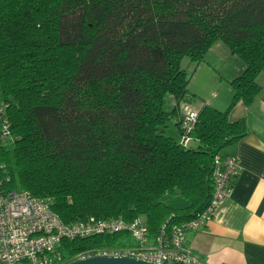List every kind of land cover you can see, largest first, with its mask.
<instances>
[{
	"label": "trees",
	"instance_id": "16d2710c",
	"mask_svg": "<svg viewBox=\"0 0 264 264\" xmlns=\"http://www.w3.org/2000/svg\"><path fill=\"white\" fill-rule=\"evenodd\" d=\"M218 42L247 68L227 110L202 107L185 147L181 106L198 97L183 61L202 63ZM263 72L264 0H0V102L17 138L0 143V178L68 224L145 218L154 239L210 204L216 155L250 133L230 115L255 102ZM173 119L178 140L165 132ZM177 194L188 207L162 201ZM138 247L128 231L67 239L60 264Z\"/></svg>",
	"mask_w": 264,
	"mask_h": 264
},
{
	"label": "built area",
	"instance_id": "2783aa9c",
	"mask_svg": "<svg viewBox=\"0 0 264 264\" xmlns=\"http://www.w3.org/2000/svg\"><path fill=\"white\" fill-rule=\"evenodd\" d=\"M9 104L0 102V143L11 145L16 137L8 117ZM181 145L192 141L199 111L183 103ZM1 168V167H0ZM236 156L216 155L214 159V191L208 207L182 224L164 223L156 238L152 239L148 226L141 218L126 222L123 218L100 219L90 217L68 224L53 210L52 202L29 191L11 189V177L0 178V264H60V247L64 240H75L97 235H112L128 231L138 248L118 251H98L92 256L130 257L154 264H208L193 252L188 235L213 221L223 203L230 197L241 175Z\"/></svg>",
	"mask_w": 264,
	"mask_h": 264
},
{
	"label": "crops",
	"instance_id": "0c3cea01",
	"mask_svg": "<svg viewBox=\"0 0 264 264\" xmlns=\"http://www.w3.org/2000/svg\"><path fill=\"white\" fill-rule=\"evenodd\" d=\"M191 66L194 72L189 90L198 97L191 104L193 109L200 111L207 104L221 111L227 110L234 96L229 82L244 73L246 63L233 55L226 44L218 42L205 61ZM258 83L262 91L255 102L250 107L243 102L238 103L230 115L231 121L246 118L250 133L223 151V154L239 159L241 175L215 219L188 235L190 248L208 264H264V72ZM176 106L174 99L171 110ZM165 132L178 140L176 126H169ZM198 144V141H193L194 146ZM169 196L166 195L163 201L173 207L166 202ZM172 196L182 197L180 194ZM182 205L181 208H173H186L189 202L185 199Z\"/></svg>",
	"mask_w": 264,
	"mask_h": 264
},
{
	"label": "water",
	"instance_id": "95a60500",
	"mask_svg": "<svg viewBox=\"0 0 264 264\" xmlns=\"http://www.w3.org/2000/svg\"><path fill=\"white\" fill-rule=\"evenodd\" d=\"M69 264H154L148 261L139 260L130 257H115V256H92L80 258Z\"/></svg>",
	"mask_w": 264,
	"mask_h": 264
},
{
	"label": "rangeland",
	"instance_id": "374dc122",
	"mask_svg": "<svg viewBox=\"0 0 264 264\" xmlns=\"http://www.w3.org/2000/svg\"><path fill=\"white\" fill-rule=\"evenodd\" d=\"M211 58H213L212 56H211ZM193 63L191 62V60L189 59V58H187L185 61H184V63H183V67L186 69V70H188V73L190 74V76H191V78H192V76H193V72H194V68H193V66H191V67H189L190 65H192ZM173 102H174V99L172 98V97H168V104H167V110H171V108H172V105H173ZM169 126L172 128H175V120L173 119L171 122H170V124H169ZM171 135H172V133H171V131L169 132ZM174 138V137H173ZM177 138V137H176ZM175 139V138H174ZM192 146H194L193 145V143H192ZM198 146H199V144H198ZM194 147H197V146H194ZM184 198H182V197H173L172 195H170L169 196V198L166 200V202H169L171 205H173V207H176V208H181V207H183V205H182V203L184 202ZM163 201V200H162ZM164 202V201H163Z\"/></svg>",
	"mask_w": 264,
	"mask_h": 264
}]
</instances>
